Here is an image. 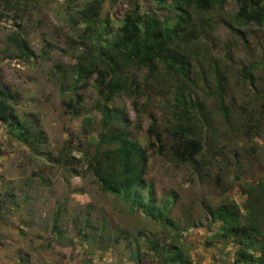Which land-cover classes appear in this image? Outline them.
<instances>
[{
	"label": "rangeland",
	"instance_id": "obj_1",
	"mask_svg": "<svg viewBox=\"0 0 264 264\" xmlns=\"http://www.w3.org/2000/svg\"><path fill=\"white\" fill-rule=\"evenodd\" d=\"M136 1L140 14L175 22L169 5ZM89 3L0 0V84L16 94L9 101L22 123L0 120V264H184L178 251L191 264H234L239 234L220 228L207 208L226 203L242 215L264 194V25L235 18V0L191 8L189 25L165 52L189 62L183 75L160 56L150 69L113 47L131 0H102L91 26ZM20 37L30 46L24 55ZM102 46H112L103 54L141 85V94L122 90L108 103L124 110L125 129L146 156L145 183L134 188L139 200L102 191L92 170L107 146L97 149L103 100L95 75L81 115L64 105L74 93L73 66L97 62ZM181 126L202 147L186 161L170 135ZM261 207L264 223V195Z\"/></svg>",
	"mask_w": 264,
	"mask_h": 264
},
{
	"label": "trees",
	"instance_id": "obj_2",
	"mask_svg": "<svg viewBox=\"0 0 264 264\" xmlns=\"http://www.w3.org/2000/svg\"><path fill=\"white\" fill-rule=\"evenodd\" d=\"M101 1L95 0V3L88 4L86 20L90 26L99 17ZM131 1L134 8L123 16L113 47H117L129 61L147 65L150 69L154 67L153 60L160 56L169 69L187 75L186 70L189 67V62L181 57L165 54L166 50L169 49V42L178 36L180 25L183 24L185 27L189 25L191 18L189 10L191 8L212 10L222 6L225 0H154L160 4L169 5L174 11L175 22H168V24L165 23L166 21L165 24L160 23L153 13L140 14L137 1ZM235 2L238 5L235 18L264 25V0H235ZM18 43L22 49V55H24L30 46L22 37L18 38ZM111 47L102 46L97 49L100 55L99 60H96L97 62H91L89 66H84L79 62L73 66L72 71L75 77L72 88L74 93L72 98L64 101V105L70 114L81 115L85 90L89 86L88 79L95 75L97 96L103 100L96 103L101 112V130L97 149H100L104 144L107 146L102 152L104 157L95 155L94 163L91 166L92 170L102 191L121 195L126 199L138 198L134 193V188L145 183L146 156L143 149L138 146L134 139L129 137V133L125 129L124 110L109 107L108 103L113 102L122 90L141 94V85L136 79V73L124 74L120 63H117L113 56L103 54ZM262 56L264 59V52ZM15 95L9 88L0 84V120L3 122L12 121L17 127H21L22 123L18 120L16 109L9 101ZM132 102L137 119L136 127L140 128L141 109L135 99ZM149 117L150 123L146 132L149 138H153L148 142L149 145L154 146V139L157 140L158 137L156 118L153 113H149ZM26 132L27 129L22 130V134ZM170 135L174 141L172 144L173 152L179 160L186 161L200 153L201 141L188 134V127L175 128L170 131ZM263 195L262 192L254 195L253 203L245 206V214L242 215L235 205L230 206L226 203L220 204L216 208H207L213 219L220 220V228L239 234L234 264H264V223L259 218ZM149 196L151 195L149 194ZM149 201L143 204L146 207L150 206L149 214L154 215V210L156 211L157 207L151 206ZM156 216L159 218V215L156 214ZM239 217L243 218V224H240ZM163 249H166V246H163ZM174 257L184 264H191L181 251H178Z\"/></svg>",
	"mask_w": 264,
	"mask_h": 264
}]
</instances>
